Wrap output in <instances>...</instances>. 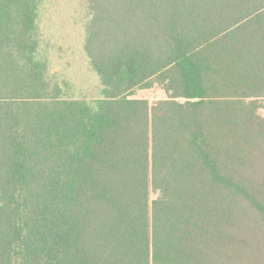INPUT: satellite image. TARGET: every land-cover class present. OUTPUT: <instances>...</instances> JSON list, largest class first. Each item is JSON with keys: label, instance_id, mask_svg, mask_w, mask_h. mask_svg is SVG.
<instances>
[{"label": "trees", "instance_id": "1", "mask_svg": "<svg viewBox=\"0 0 264 264\" xmlns=\"http://www.w3.org/2000/svg\"><path fill=\"white\" fill-rule=\"evenodd\" d=\"M258 234L264 0H0V264H229Z\"/></svg>", "mask_w": 264, "mask_h": 264}, {"label": "rangeland", "instance_id": "2", "mask_svg": "<svg viewBox=\"0 0 264 264\" xmlns=\"http://www.w3.org/2000/svg\"><path fill=\"white\" fill-rule=\"evenodd\" d=\"M75 5H62L61 8H63V12H65L62 15V19L67 18L61 27L57 29L56 36H59L61 39L64 40L63 48L67 51V58L69 63L73 62L74 65H76V70L81 75L82 81L85 79L83 78L84 75V68H83V62H81V56L79 53V50L77 49L76 52V44L79 39V30L78 27L74 24H71V22H68L70 18L72 17V11L74 10ZM69 13V15H67ZM75 52V53H73ZM72 64V63H71ZM86 69V68H85ZM87 70V69H86ZM85 76V75H84ZM86 81L89 82L90 80L86 78ZM135 97L137 98H144L149 100L150 102H154L156 100L164 99L165 94L160 89H153V90H144V91H138L135 94ZM249 240H253L255 243L254 251L247 252L248 250H244V253H239L235 258L229 259L227 258L226 262L229 264H264V237L261 234H258L256 236H252L247 238ZM245 242V249L246 247Z\"/></svg>", "mask_w": 264, "mask_h": 264}]
</instances>
